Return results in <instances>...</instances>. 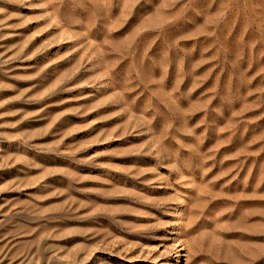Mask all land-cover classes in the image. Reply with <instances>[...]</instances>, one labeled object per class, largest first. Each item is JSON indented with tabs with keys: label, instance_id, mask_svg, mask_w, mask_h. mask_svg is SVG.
Here are the masks:
<instances>
[{
	"label": "rangeland",
	"instance_id": "1",
	"mask_svg": "<svg viewBox=\"0 0 264 264\" xmlns=\"http://www.w3.org/2000/svg\"><path fill=\"white\" fill-rule=\"evenodd\" d=\"M0 264H264V0H0Z\"/></svg>",
	"mask_w": 264,
	"mask_h": 264
}]
</instances>
